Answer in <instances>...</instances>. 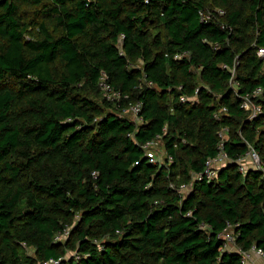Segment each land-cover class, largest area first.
I'll use <instances>...</instances> for the list:
<instances>
[{"label": "trees", "instance_id": "obj_1", "mask_svg": "<svg viewBox=\"0 0 264 264\" xmlns=\"http://www.w3.org/2000/svg\"><path fill=\"white\" fill-rule=\"evenodd\" d=\"M261 48L264 0H0V264H242L229 226L264 250Z\"/></svg>", "mask_w": 264, "mask_h": 264}, {"label": "built area", "instance_id": "obj_2", "mask_svg": "<svg viewBox=\"0 0 264 264\" xmlns=\"http://www.w3.org/2000/svg\"><path fill=\"white\" fill-rule=\"evenodd\" d=\"M218 13L220 15H224V11L219 10ZM203 19H209V17H205L203 13H201ZM258 56L264 60V48L259 49ZM176 58H181L179 56H176ZM236 85L235 83H233ZM100 86L104 93V96L107 97L109 100H113L120 97V94L115 92L111 85L107 83L106 76L103 74L100 79ZM234 90L237 92V87L234 86ZM260 94V90H257L254 94V96H258ZM182 101H186L185 98H182ZM242 107L250 113L251 118L255 117L256 115L260 114L262 109L260 106H256L251 102V99L249 97H246L243 99ZM140 110L141 105L139 103L132 105L130 109L128 110L129 113L131 112L133 115V122L136 124H139L142 122V119L140 118ZM161 140L160 137H158L156 140L148 143L146 145L147 149V156L150 158V160L154 163L160 162L159 160H155V153L152 151V146L157 142ZM247 154L251 155L250 158L256 162L257 166H254L251 169H257L262 170L264 172V165L261 163V160L259 158V155L254 151L250 150ZM172 160V158H169ZM230 162L227 154L221 152L216 158L210 159L207 161L204 173L202 175L195 176V179L202 180L203 178H206L208 180H214L217 178V175L221 168H223L227 163ZM239 163L241 164V171L245 172L247 168H244L241 163V159L239 160ZM186 185H182L180 187V190L182 192L187 193ZM189 192V191H188ZM69 235V231H65L64 233H60L55 237V242H64L66 238ZM219 238L223 240V251H235L238 252L242 259V264H253L252 261V255H257L259 258L262 259L264 262V250L261 248H258L256 246H253L250 250L244 251L242 248H240L237 245L236 241V233L234 231V228L232 226H229L227 230H225L222 234H220ZM60 261L50 260L49 262L45 264H59Z\"/></svg>", "mask_w": 264, "mask_h": 264}, {"label": "rangeland", "instance_id": "obj_3", "mask_svg": "<svg viewBox=\"0 0 264 264\" xmlns=\"http://www.w3.org/2000/svg\"><path fill=\"white\" fill-rule=\"evenodd\" d=\"M130 117L133 118L132 113L130 112ZM224 137L226 138L227 135L224 134ZM152 151L155 153V160H159L160 162H162L163 164H169L168 160H167V154H166V150L165 147L163 145V143L161 142V140L157 141L153 146H152ZM251 155L247 154L246 156L241 158V163L242 166L244 168L250 169L253 168L256 165V162L254 160H252L250 158ZM186 189L187 192L190 191L192 189L191 184L190 185H186ZM31 253V251H30ZM261 259V258H260ZM262 261V259H261ZM252 262V261H251ZM262 263L264 264V262L262 261ZM254 264V263H253Z\"/></svg>", "mask_w": 264, "mask_h": 264}, {"label": "crops", "instance_id": "obj_4", "mask_svg": "<svg viewBox=\"0 0 264 264\" xmlns=\"http://www.w3.org/2000/svg\"><path fill=\"white\" fill-rule=\"evenodd\" d=\"M252 263H254V264H263L261 259L257 255H252Z\"/></svg>", "mask_w": 264, "mask_h": 264}]
</instances>
